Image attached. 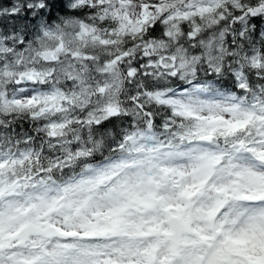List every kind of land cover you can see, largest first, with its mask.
<instances>
[{"label":"snow or ice","instance_id":"obj_1","mask_svg":"<svg viewBox=\"0 0 264 264\" xmlns=\"http://www.w3.org/2000/svg\"><path fill=\"white\" fill-rule=\"evenodd\" d=\"M0 264H264V0H0Z\"/></svg>","mask_w":264,"mask_h":264}]
</instances>
